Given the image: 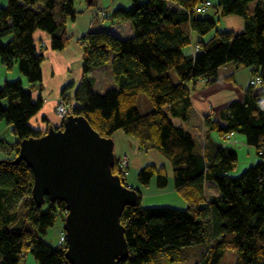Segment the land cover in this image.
<instances>
[{
	"label": "trees",
	"instance_id": "1",
	"mask_svg": "<svg viewBox=\"0 0 264 264\" xmlns=\"http://www.w3.org/2000/svg\"><path fill=\"white\" fill-rule=\"evenodd\" d=\"M75 1L6 0L0 6V63L8 70L15 65L28 82L27 89L20 80H5L0 86V121L10 125L16 138L10 144L11 154L0 164V264H24L28 252L36 264H69L65 244L53 246L43 238L56 217L64 219V203L45 196L37 206L31 169L24 161L12 164L10 160L20 140L46 131L30 123L42 107V99L31 95L42 80L44 57L35 32L49 35L51 50L64 49L70 41L66 22L78 12ZM199 2L130 0L128 6H118L106 16L130 21L132 36L119 38L101 29L89 30L79 39L81 77L68 114L83 115L101 136L121 131L135 138L140 149L160 152L171 165L174 191L185 202L183 209L144 207L137 189V203L126 205L120 216L128 257L119 264H153L163 258L178 261L182 257L174 251L196 245L204 249L194 264H220L227 251L235 253L234 264H264V0L213 4L220 16L242 18L237 32L217 30L218 20L196 15L194 7ZM191 32L197 34L195 41ZM191 44L197 50L191 51ZM109 60L117 87L96 92L90 72ZM228 63L248 68L249 84L241 99L220 109L218 118L204 116V141L200 142L189 128L188 83L200 78L213 83L218 68ZM256 77L260 82L251 83ZM141 93L152 104L143 113L136 106ZM63 119L54 126L61 128ZM210 131L221 140L211 138ZM237 134L259 160L230 176L237 162L235 148L243 145ZM226 135L231 136L226 139ZM117 159L112 171L126 183ZM137 180L141 185L154 180L157 188L168 183L165 170L151 164L138 169ZM207 189L212 191L207 194Z\"/></svg>",
	"mask_w": 264,
	"mask_h": 264
},
{
	"label": "water",
	"instance_id": "2",
	"mask_svg": "<svg viewBox=\"0 0 264 264\" xmlns=\"http://www.w3.org/2000/svg\"><path fill=\"white\" fill-rule=\"evenodd\" d=\"M21 161L32 171L37 206L45 196L64 203L69 264H119L127 259L120 216L126 205L137 203L138 190L112 171V137L101 136L83 115L70 113L61 128L48 125L42 135L20 140L10 163Z\"/></svg>",
	"mask_w": 264,
	"mask_h": 264
},
{
	"label": "crops",
	"instance_id": "3",
	"mask_svg": "<svg viewBox=\"0 0 264 264\" xmlns=\"http://www.w3.org/2000/svg\"><path fill=\"white\" fill-rule=\"evenodd\" d=\"M211 1L213 4L217 5L218 0ZM127 3L130 4V0L124 1V3H115L114 6H111L113 5L112 0L109 4L104 3L103 0H76L74 3V8L78 12L73 19L67 20L66 22V33L70 38V41L68 45L62 50H51L48 47L49 35L42 31L35 32V40L44 41L45 47L44 57L40 64L42 80L39 85H36L33 89H31V95L33 99L38 97L42 99V107L30 120V123L33 127L37 129H45L48 125L59 124L60 118L54 112V106L60 96L65 97L66 101L69 102L70 105L73 106L75 104L73 93L81 77L80 65L82 46L79 39L83 34L89 30L104 29L119 38H127L133 35L134 31L130 21H118L106 16V11L109 12V7H112L111 9L113 10L118 6L126 7ZM4 4V0H0V5ZM99 10H104V12H106L104 17L100 18L97 12ZM219 17L221 18V22L225 20V27L227 29L233 30L235 32L242 29L243 20L240 16L230 14L226 16L219 15ZM191 37L193 41H195L197 39V34L191 32ZM106 64L103 66H106ZM103 66L94 68L90 72V76L94 81V91H96L94 86L98 82V76L102 75L103 73L105 75L111 76V71H108L106 69L107 67L104 68V71H98L95 76V70H99V68ZM241 70L245 71L242 77L239 76ZM216 75V81L213 83L207 84L202 78L195 82L188 83L191 94L189 128L192 127L193 132L196 134V136H198V140L200 142L204 141V116L209 115L212 118H218L221 108H223L232 100L242 98L244 89L248 86L249 80L251 78L248 68L245 69V67H236L233 63H228L219 67ZM5 80H20L22 85L26 89L28 88V82L26 78L18 72L15 65L12 67V69L8 70L3 64L0 63V86ZM110 82L112 87H117V85L113 82L112 77ZM67 85L69 86L64 90L65 86ZM9 127L10 125L6 123L3 124L2 121H0V159H4L5 157L9 156V154H11L10 144L16 140L14 138L15 140H10L7 142L6 138L3 136L5 135L4 132ZM209 135L216 141L221 140V138L218 137L215 132L210 131ZM123 138L124 140H122V148H119L117 153L114 150V153L117 157L125 155L128 157L127 174L125 179L126 183L139 190L141 184L137 180L138 169L142 166L151 164L157 168H163L165 170L168 183L165 188H157L155 181L151 180L147 186L151 187L154 193H158L157 196L162 195V189L167 188L166 190L170 189L174 191L171 179V165L169 161L155 149H140L135 138L125 134L123 135ZM235 138L241 142V144H245L243 136L237 134ZM124 141L126 143H124Z\"/></svg>",
	"mask_w": 264,
	"mask_h": 264
},
{
	"label": "rangeland",
	"instance_id": "4",
	"mask_svg": "<svg viewBox=\"0 0 264 264\" xmlns=\"http://www.w3.org/2000/svg\"><path fill=\"white\" fill-rule=\"evenodd\" d=\"M124 1H127V0H112L113 5H111V6H114L115 3H119V2L124 3ZM5 2H6V0H4V3ZM103 2L109 4V3H111V0H103ZM128 5L129 4L127 3L126 6H128ZM0 6H2V5H0ZM106 8H105V10H106ZM111 8L112 7L108 8L109 12H111V10H112ZM106 12H107L106 14L108 15L109 12L108 11H106ZM196 15H198V16H209V17L213 18L214 20H220L221 19L219 17V15L215 12L213 5L210 8H208L205 13H203V14L197 13ZM225 24H226L225 20H223L222 22H221V20L217 21L216 29L217 30L227 29L225 27ZM212 33L213 32L209 33L205 38H209L212 35ZM189 49H190V47H189ZM105 67H107L106 69L108 71H111L110 60L106 64V66L99 68V70H95V76H96L98 71H100V70L104 71ZM16 69H17V67H16ZM244 73H245V71L241 70L239 76L242 77ZM170 75H171L172 80L176 81L177 78L175 76V73L172 70L170 71ZM98 78H99L98 82L94 86L96 92L103 93L107 89L112 87L111 82H110L111 76L105 75L103 73L102 75L98 76ZM10 81H12V80H10ZM60 97H62V96H60ZM57 101H58V99H57ZM57 101L55 103V106L57 104ZM55 106H54V112H55ZM70 106H72V105H70ZM136 106L141 113L146 112L152 108V104H151L149 98L143 93L138 95L137 100H136ZM2 123L5 124L4 121H2ZM4 134L5 135H3V136L6 138L7 142H9L10 140L16 139L15 136L11 132V127H9L4 132ZM123 135L124 134L121 131H116L112 135V139H113V143H114V150L116 153H117V150L119 148H122V146H123V142H122V140H124ZM124 143H126V142L124 141ZM235 149L237 152V162H236V166L228 172L230 176L239 175L248 166L254 164L255 162H257L259 160L258 156L255 153V150L246 144H243L240 146L238 145V146H236ZM117 158H118L117 159L118 163H120L121 158H123V159L125 158L126 164L128 166V157L126 155L125 156H119ZM147 185H140V188H139V191L142 194V197H141V205L142 206L153 207V206L170 205V206H175V207L180 208V209H183L185 207V202L178 196V194L175 191H172L170 189L166 190L167 188L162 189L163 190L162 195L157 196L158 193L157 194L154 193L153 189ZM209 191L211 192L212 190L207 189V194L209 193ZM62 224H63V220H61L60 217H56V221H55L54 225L47 229V232L43 238L47 242L54 244L56 242V239H57V231L61 227ZM203 249H204L203 245H196V246H191V247H186V248L183 247L180 250L174 251V253L179 254V257H182L180 260L168 261V260H165L163 258L159 263H153V264H194L198 260V256L203 251ZM187 251H189V252H188V255L186 256V254H184V253ZM234 258H235V253L232 251H227V252H225L223 259L220 261V264H234ZM24 264H36V261L34 260V258L32 257L30 252L26 253Z\"/></svg>",
	"mask_w": 264,
	"mask_h": 264
},
{
	"label": "built area",
	"instance_id": "5",
	"mask_svg": "<svg viewBox=\"0 0 264 264\" xmlns=\"http://www.w3.org/2000/svg\"><path fill=\"white\" fill-rule=\"evenodd\" d=\"M213 5L212 1L211 0H201V2H199L195 7H194V11L196 13H205L207 11L208 8H210L211 6ZM98 12V15L102 18L105 16V13L104 11L102 10H99L97 11ZM36 44H37V47L39 49H42L45 47V43L44 41L42 40H36ZM190 50L191 51H195L197 50V46L195 44H191L190 45ZM260 82V79L258 77H256L254 80H251L250 82L251 83H254V82ZM70 103L66 101V98L65 97H60L58 98V101H57V104L55 106V113L57 114V116L60 118V119H63L67 116V114L69 113V110H70ZM229 136L231 135H226V138L229 139ZM119 166L121 167V169H123V172L124 175L126 176L127 174V164H126V159L124 158H121L120 160V163H119ZM66 214V210H65V213L64 215ZM66 243V235H65V231L63 230L62 226L58 229L57 231V239H56V242L54 244H52L53 246H61L62 244H65Z\"/></svg>",
	"mask_w": 264,
	"mask_h": 264
},
{
	"label": "bare ground",
	"instance_id": "6",
	"mask_svg": "<svg viewBox=\"0 0 264 264\" xmlns=\"http://www.w3.org/2000/svg\"><path fill=\"white\" fill-rule=\"evenodd\" d=\"M227 139V138H226Z\"/></svg>",
	"mask_w": 264,
	"mask_h": 264
}]
</instances>
